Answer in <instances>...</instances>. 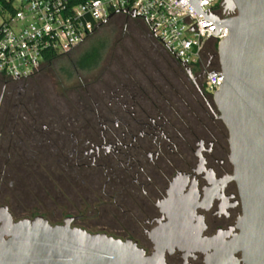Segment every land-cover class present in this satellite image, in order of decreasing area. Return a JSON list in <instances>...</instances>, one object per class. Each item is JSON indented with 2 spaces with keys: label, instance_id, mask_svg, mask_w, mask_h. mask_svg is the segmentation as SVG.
<instances>
[{
  "label": "flooded vegetation",
  "instance_id": "1",
  "mask_svg": "<svg viewBox=\"0 0 264 264\" xmlns=\"http://www.w3.org/2000/svg\"><path fill=\"white\" fill-rule=\"evenodd\" d=\"M140 64L135 78L117 63L60 90L41 71L0 80V230L41 217L131 240L152 264L219 258L243 205L206 69L192 76L160 55Z\"/></svg>",
  "mask_w": 264,
  "mask_h": 264
},
{
  "label": "water",
  "instance_id": "2",
  "mask_svg": "<svg viewBox=\"0 0 264 264\" xmlns=\"http://www.w3.org/2000/svg\"><path fill=\"white\" fill-rule=\"evenodd\" d=\"M192 4L200 9L198 0ZM220 5L226 17H209L216 33L227 27L229 34L217 46L224 82L212 97L229 132L243 215L240 233L210 264H264V0H222ZM153 259L131 240L68 223L52 225L41 217L9 218L0 230V264H152Z\"/></svg>",
  "mask_w": 264,
  "mask_h": 264
},
{
  "label": "built area",
  "instance_id": "3",
  "mask_svg": "<svg viewBox=\"0 0 264 264\" xmlns=\"http://www.w3.org/2000/svg\"><path fill=\"white\" fill-rule=\"evenodd\" d=\"M221 1L198 0V10L192 0H0V76H34L49 53H71L114 15L129 11L184 66L197 72L206 69L204 89L213 96L224 76L221 68L212 67L208 50L229 30L221 27L216 33L217 24L209 15L226 17Z\"/></svg>",
  "mask_w": 264,
  "mask_h": 264
},
{
  "label": "rangeland",
  "instance_id": "4",
  "mask_svg": "<svg viewBox=\"0 0 264 264\" xmlns=\"http://www.w3.org/2000/svg\"><path fill=\"white\" fill-rule=\"evenodd\" d=\"M124 29L131 35H126ZM138 32L140 33V27L137 22L129 21L125 23L122 17H117L116 20L109 22L103 28L97 30L84 44L77 47L71 53L63 55L51 66L46 67L42 72V74L46 76H44L42 80L48 81L50 85L55 84L56 89L60 90L64 87H72L81 82L96 79L102 72L112 71L117 63L126 60L129 62L128 60H131L130 57L137 54L136 49L139 48L140 45L143 44L142 47L145 48L149 47L150 44L152 45V41L154 40H152L150 35L148 36L152 41L149 40L148 43V40L147 42L146 39L142 40L143 38H141ZM106 37L108 38V46L100 64L92 71L80 70L76 73L75 67L72 65L73 61H76L86 49L91 47V45L99 44L98 41ZM161 54L164 56L162 52ZM70 75H72V77H69Z\"/></svg>",
  "mask_w": 264,
  "mask_h": 264
},
{
  "label": "trees",
  "instance_id": "5",
  "mask_svg": "<svg viewBox=\"0 0 264 264\" xmlns=\"http://www.w3.org/2000/svg\"><path fill=\"white\" fill-rule=\"evenodd\" d=\"M116 19L117 18L111 19L110 21L105 23L102 27H100L99 29L103 28L106 24H108L109 22L114 21ZM135 22H137L139 24L140 33L138 32V34L141 35V38H143L142 40L146 39V42L148 40V43H149V40L150 41L154 40V41H152V45L150 44V46L146 47V48L142 47L143 44L140 45L139 48L136 49L137 54L134 55L133 57H130L131 60H128L129 62H127V60L124 62H120V64L123 67V71L127 72L128 74H130L134 78L136 76H138L140 71H142L140 61H142V59L144 57L155 56V55L162 56V54H161V52H162L167 61H171V59H172V55L170 53H168L150 34L147 25L140 20H136ZM124 31L126 32V35H131L129 32L126 31V29H124ZM148 35H150L152 37V40ZM107 41H108V38L106 37V38L98 41L99 44L91 45V47L86 49L84 51V53L81 54V56L76 61H73V63H72L73 67L78 68L80 70H92V69L96 68L100 64V62L103 58V54H104L105 50L107 49V46H108ZM136 42H137V39H136ZM213 46H215L213 48H215V49L217 48V45H213ZM209 54L212 56V63H211L212 67L216 68V69H220V63H219L218 57L214 54L213 51L209 52ZM62 56L63 55H56V54L49 53L48 61L45 64V67L51 66L55 61H57ZM164 56H162V57H164ZM214 61H215V63H214ZM43 70L44 69H42L41 72H43ZM0 80H5V79L0 76Z\"/></svg>",
  "mask_w": 264,
  "mask_h": 264
}]
</instances>
